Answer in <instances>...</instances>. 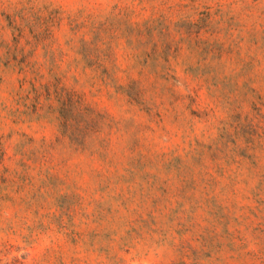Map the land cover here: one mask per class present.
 <instances>
[{
  "label": "rangeland",
  "instance_id": "374dc122",
  "mask_svg": "<svg viewBox=\"0 0 264 264\" xmlns=\"http://www.w3.org/2000/svg\"><path fill=\"white\" fill-rule=\"evenodd\" d=\"M0 264H264V0H0Z\"/></svg>",
  "mask_w": 264,
  "mask_h": 264
}]
</instances>
